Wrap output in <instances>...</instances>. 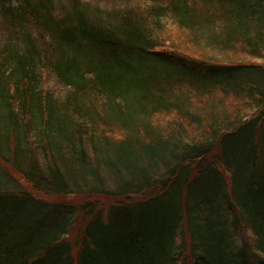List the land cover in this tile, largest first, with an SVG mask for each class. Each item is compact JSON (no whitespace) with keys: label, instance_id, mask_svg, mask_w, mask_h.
<instances>
[{"label":"trees","instance_id":"1","mask_svg":"<svg viewBox=\"0 0 264 264\" xmlns=\"http://www.w3.org/2000/svg\"><path fill=\"white\" fill-rule=\"evenodd\" d=\"M0 264H264V0H0Z\"/></svg>","mask_w":264,"mask_h":264}]
</instances>
